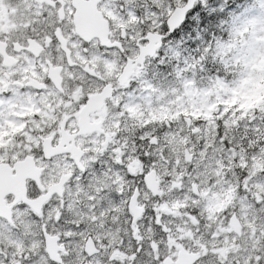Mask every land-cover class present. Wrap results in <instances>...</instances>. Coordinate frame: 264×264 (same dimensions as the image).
<instances>
[{"label":"snow or ice","instance_id":"obj_1","mask_svg":"<svg viewBox=\"0 0 264 264\" xmlns=\"http://www.w3.org/2000/svg\"><path fill=\"white\" fill-rule=\"evenodd\" d=\"M0 264H264V0H0Z\"/></svg>","mask_w":264,"mask_h":264}]
</instances>
